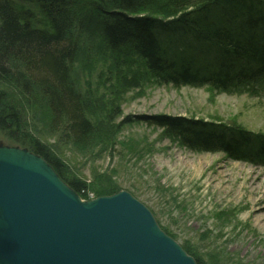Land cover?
Here are the masks:
<instances>
[{
    "label": "rangeland",
    "instance_id": "1",
    "mask_svg": "<svg viewBox=\"0 0 264 264\" xmlns=\"http://www.w3.org/2000/svg\"><path fill=\"white\" fill-rule=\"evenodd\" d=\"M97 1H79L72 29L79 50L72 79L95 136L86 148L57 143L38 99L24 108L27 134L65 161L66 179L87 186L83 200L130 193L197 264H264V166L190 151L146 122L179 116L236 124L264 136V82L227 93L160 84L139 56L108 47L92 23ZM0 144L29 150L1 130Z\"/></svg>",
    "mask_w": 264,
    "mask_h": 264
},
{
    "label": "trees",
    "instance_id": "2",
    "mask_svg": "<svg viewBox=\"0 0 264 264\" xmlns=\"http://www.w3.org/2000/svg\"><path fill=\"white\" fill-rule=\"evenodd\" d=\"M79 1L0 0V130L43 157L86 198L87 186L66 179L65 161L27 134L24 117L26 102L38 99L50 114L57 143L86 148L95 136L72 79L79 52L72 36ZM94 8L97 21L92 23L108 47L139 56L160 84L227 93L264 79V0H98ZM32 87L40 95H33ZM146 122L183 148L232 160H253L260 150L252 143L263 139L264 145L262 136L236 124L168 115Z\"/></svg>",
    "mask_w": 264,
    "mask_h": 264
},
{
    "label": "water",
    "instance_id": "3",
    "mask_svg": "<svg viewBox=\"0 0 264 264\" xmlns=\"http://www.w3.org/2000/svg\"><path fill=\"white\" fill-rule=\"evenodd\" d=\"M0 264H197L130 193L84 201L41 156L0 144Z\"/></svg>",
    "mask_w": 264,
    "mask_h": 264
}]
</instances>
